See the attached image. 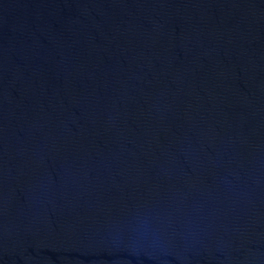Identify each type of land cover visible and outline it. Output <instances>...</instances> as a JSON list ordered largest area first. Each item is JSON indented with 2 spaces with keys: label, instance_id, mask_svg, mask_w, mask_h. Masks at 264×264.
<instances>
[{
  "label": "water",
  "instance_id": "1",
  "mask_svg": "<svg viewBox=\"0 0 264 264\" xmlns=\"http://www.w3.org/2000/svg\"><path fill=\"white\" fill-rule=\"evenodd\" d=\"M0 264H264V0H0Z\"/></svg>",
  "mask_w": 264,
  "mask_h": 264
}]
</instances>
